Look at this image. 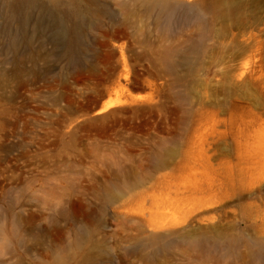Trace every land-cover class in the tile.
Returning <instances> with one entry per match:
<instances>
[{"label": "rangeland", "instance_id": "1", "mask_svg": "<svg viewBox=\"0 0 264 264\" xmlns=\"http://www.w3.org/2000/svg\"><path fill=\"white\" fill-rule=\"evenodd\" d=\"M0 264H264V0H0Z\"/></svg>", "mask_w": 264, "mask_h": 264}, {"label": "bare ground", "instance_id": "2", "mask_svg": "<svg viewBox=\"0 0 264 264\" xmlns=\"http://www.w3.org/2000/svg\"><path fill=\"white\" fill-rule=\"evenodd\" d=\"M117 103H118V98L117 97L109 99L108 101H106V103H104V105L103 104L101 105L102 107L99 110H97V114L104 112L106 109L114 106Z\"/></svg>", "mask_w": 264, "mask_h": 264}, {"label": "water", "instance_id": "3", "mask_svg": "<svg viewBox=\"0 0 264 264\" xmlns=\"http://www.w3.org/2000/svg\"><path fill=\"white\" fill-rule=\"evenodd\" d=\"M99 117L98 116H95L93 118H91L90 120H97Z\"/></svg>", "mask_w": 264, "mask_h": 264}]
</instances>
